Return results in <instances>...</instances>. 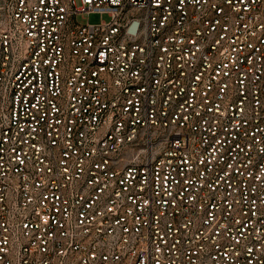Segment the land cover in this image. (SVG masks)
Instances as JSON below:
<instances>
[{"label": "built area", "instance_id": "built-area-1", "mask_svg": "<svg viewBox=\"0 0 264 264\" xmlns=\"http://www.w3.org/2000/svg\"><path fill=\"white\" fill-rule=\"evenodd\" d=\"M0 264H264V0H0Z\"/></svg>", "mask_w": 264, "mask_h": 264}, {"label": "rangeland", "instance_id": "rangeland-1", "mask_svg": "<svg viewBox=\"0 0 264 264\" xmlns=\"http://www.w3.org/2000/svg\"><path fill=\"white\" fill-rule=\"evenodd\" d=\"M102 19L107 20L108 16L105 14L100 15L98 13H90L88 16L87 14H83V16L81 14L77 15V20L81 23H85L87 20L89 22L95 23V22H99Z\"/></svg>", "mask_w": 264, "mask_h": 264}]
</instances>
